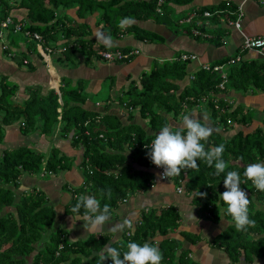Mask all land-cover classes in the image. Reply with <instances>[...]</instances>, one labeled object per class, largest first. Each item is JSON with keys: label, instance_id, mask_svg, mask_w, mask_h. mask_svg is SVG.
<instances>
[{"label": "trees", "instance_id": "1", "mask_svg": "<svg viewBox=\"0 0 264 264\" xmlns=\"http://www.w3.org/2000/svg\"><path fill=\"white\" fill-rule=\"evenodd\" d=\"M191 1L164 0L161 11L157 12L156 0H0L1 55L19 56L15 64L5 59L2 61L4 65H14L16 73L28 72L36 69L30 62L31 52L36 58H42L37 45L41 46L40 50L49 47L52 51L50 54L60 47L63 57L69 59L78 53L86 58L96 56L102 59L97 53L99 50L116 49H94L92 40L85 38L86 32L80 29L85 24L72 23V16L67 12L69 9H75L77 17L99 12L97 23L102 25L105 34L112 37L132 33L138 40L159 42L163 40L160 35L135 24L121 29L120 22L125 18L152 19L174 27L172 5H185ZM15 9L24 11L17 15L11 12ZM235 11L236 6L230 2L201 5L195 9L186 31L192 35L191 27L199 32L221 29L203 26L202 22L206 19L218 22L223 14L227 19H232ZM205 12L209 15L205 16ZM6 18L12 22L2 27L1 22ZM15 23H20V30L15 29ZM26 32L40 34L41 43L29 39ZM215 32L218 33L212 41L218 43L217 39L220 41L223 31ZM61 39L65 41L59 43ZM21 43L24 49L11 50L12 46L18 48ZM120 50L123 53L130 51L129 48ZM130 58L131 55L120 61ZM187 64L188 61L181 60L178 54L175 59L156 62L149 71L143 72L139 86L131 81L126 91L118 96L127 110L124 122L116 114L108 112L111 103L108 96L100 98L104 100L102 111L86 106L89 94L83 92L84 80L70 85L66 78H62L58 92L52 88L46 95H39L38 87L28 86V96L17 101L15 97L19 84L8 78L9 68L7 75H0V264H99V253L109 244L108 235L105 234L97 237L90 234L86 238L69 241L66 230L60 225L55 226L56 213L53 206L48 204L45 192L21 190L22 175L51 177L69 169L73 160L54 144L44 152L37 150L32 143L4 146V126L16 123L22 135L38 133L49 142L58 133L81 151L78 167L83 175V183L77 188L68 185L64 188L71 192V199L65 204L64 211L77 216L83 214V209L72 213V208L81 194L95 196L100 200L101 207L108 204L112 212L123 199L147 191L153 183L154 170L147 155L150 149L145 145L151 144L162 126L169 125L168 115L176 120L181 116L184 105L192 108L202 104L217 126L206 148L225 144L223 158L229 164L226 171L236 170L240 173L241 188L251 201L249 214L255 225L246 231L235 229L231 216L226 212L227 204L220 198V194L226 190L223 185L226 172L216 176L214 167L198 161V172L182 170L181 175L170 179L178 186H184L199 218L216 224L222 219L229 222L213 239L215 247L223 249L232 261H236L240 255H244L246 261L253 257H264V191H258L252 181L243 175L248 164L264 161V126H257L249 132L239 130L230 137L223 135V131L231 125L246 126L253 118L244 106L232 109L225 100V93L228 89L264 92V61L241 60L229 65L228 78L222 89L218 87L222 79L213 70L216 64L210 65L209 69L199 68L190 83L179 91L178 82L184 78ZM204 96L206 99L202 100ZM135 112L147 120L150 133L132 122ZM198 191L206 192L207 196H196ZM9 206L12 210L1 215L3 209ZM179 218L173 206L158 210L142 209L139 223L128 236L124 229L122 238L113 242L112 246L123 254L127 251L128 242L155 244V237L162 236L157 244L163 254L161 264H196L188 258L187 250L175 255L182 243L169 234L178 227ZM40 243L42 245L38 247ZM59 246H62L61 249ZM103 264H112V261L109 258Z\"/></svg>", "mask_w": 264, "mask_h": 264}, {"label": "crops", "instance_id": "2", "mask_svg": "<svg viewBox=\"0 0 264 264\" xmlns=\"http://www.w3.org/2000/svg\"><path fill=\"white\" fill-rule=\"evenodd\" d=\"M220 2H230L236 6L234 18L227 19V16L223 14V16L219 17L218 22L211 19H206L202 22L203 26L221 28L218 29L219 31H223L220 41L217 39L218 43L212 41L218 33L215 31L218 30L209 29L210 31H200L203 35L196 37L193 32L195 28L191 27L193 34L190 35L187 33L186 28L190 25V20L197 7L209 4L215 5ZM172 8L171 19L174 22V27L152 19H135L132 23L140 28L160 35L163 38L162 41H141L136 39L132 33H122L112 37L116 45L113 48L119 50L129 48L130 51L138 50L137 53L131 54V58L127 61H107L96 56L86 58L82 53L75 54L72 56V59L64 58L62 49L59 47L56 50V53L59 54L57 56L53 55L55 53L50 54L49 62H45L41 54L40 46L37 45L36 49L40 51L39 53L42 58H36V55L31 52L30 62L35 65L36 69L34 71H20L16 73L14 71V65L7 63L4 65L2 61L4 55L2 56L0 54V75H7L8 73V78L19 84L15 97L17 101L28 96L26 90L28 86L38 87V94L46 95L52 88L58 92L59 82L62 78H66L70 82V85H75L78 80H84L85 90L89 94L86 106L98 111L103 110L100 103H103L104 100H94L93 94L98 96L99 92L103 89L104 83L108 80L109 91L105 95V97L108 96L111 102L108 112L116 114L124 122L127 119V110L120 104V97L118 96L126 91L131 81H135L139 86L141 74L149 71L156 62L161 63L166 60L175 59L178 54L180 56L181 54L195 56L194 59H186L188 61L186 74L178 82L180 85L179 91H181L185 85L190 83L197 69H209L212 64H223L222 70L227 80V69L229 67L227 61L237 54H240L242 60L245 61H264L262 53L241 47L246 37H264V0H192L185 5H172ZM23 11V9H15L11 12L19 15ZM67 12L72 16L70 18L72 23L85 24L82 26V30L86 32L84 37L92 40L94 49L98 47L105 48L95 38L97 31L104 33L102 25L97 23L99 12L96 11L84 17H77L75 9H69ZM235 20L239 22L237 27L232 23ZM64 41V39H61L59 43H63ZM22 49H24L23 43L18 48L11 47L13 51ZM6 58H9V60H6L7 62L15 64L19 56L14 54L9 57L6 56ZM217 61L222 62L218 63ZM8 68L9 72L6 73ZM222 70L215 72L221 77ZM224 84H226V81ZM204 99H206V96L202 98V100ZM225 100L231 105L232 109L237 106H244L248 109V115L253 116V118L246 126L239 124L231 125L227 130L223 131L224 136L230 137L239 130L249 132L257 126H264V92L258 90L242 92L228 89L225 93ZM116 101L119 104L116 105ZM192 111H195L198 115L207 116L214 131L217 130V126L211 121L209 112L204 107V104L193 106L192 108H187L184 105L181 116L176 120L168 115L169 126H178L181 123L183 115ZM132 122L143 126L147 132H151L147 126V120L142 118L137 112L134 113ZM42 140L47 143V148L49 147L48 143H53L55 146H58L62 152L73 160V165L69 169L61 171L58 178H55L57 175H51L50 172L47 173L51 177H47L46 175L24 174L20 179L21 190L25 192L42 190L45 192L48 198V204L53 206L56 213L55 226L60 225L66 230L69 241L86 238L90 234L96 237L100 236L86 230L87 226L81 220L83 214L72 216L64 211L65 204L71 199V192L64 189L65 186L68 185L72 188H77L83 183V175L80 167H78L81 160V151L71 146L69 140L61 138L58 133H55L50 139L51 142H49L42 135H38V133H33L28 136L22 135L16 123L4 126V146H21L26 143H32L36 147L37 143L39 142L41 144ZM56 181L60 182V186L53 185ZM152 182V185L147 191L144 193H136L127 199H123L119 206L111 212V219L105 224L102 233V235H108L109 243H113L122 238V232L113 233L110 231L115 224L122 223L125 219H131L134 228L139 223L142 209L148 210L149 208H156L158 210L173 206L178 211L180 218L178 227L172 230L169 235L179 239L182 243L181 247L175 253L176 256L182 250H187L188 258L196 264H264V257H253L250 261H246L244 255H240L236 261H232L223 249L215 247L212 243L213 239L228 225V221L222 219L216 224L208 219L199 218L195 206L191 203L190 195L183 189L184 186H180L182 191L178 192L177 187L179 186L172 179L167 178L161 180L157 177V172L154 171ZM11 210V206L5 207L1 215ZM132 229L125 228L126 236L129 235L127 232H130ZM161 238L162 236L155 237V245L159 244ZM41 245L42 243L38 247H41Z\"/></svg>", "mask_w": 264, "mask_h": 264}, {"label": "clouds", "instance_id": "3", "mask_svg": "<svg viewBox=\"0 0 264 264\" xmlns=\"http://www.w3.org/2000/svg\"><path fill=\"white\" fill-rule=\"evenodd\" d=\"M134 21L125 18L120 22V28L131 26ZM95 38L105 48L115 47L111 35L102 31L95 33ZM214 132L208 117L198 115L195 111L183 115L178 126L164 125L155 135L150 145H145L150 151L147 153L151 162L158 168H163L161 178H172L181 175L182 170L199 171L198 161L205 162L209 167H214V175L219 176L226 172L223 185L226 189L220 194V198L227 204L226 212L231 216L237 231H246L255 225L250 218L249 205L251 203L247 192L241 188L240 173L236 170L226 171L228 162L223 158L225 144L206 148L209 138ZM244 177L251 180L258 191H264V161L250 163L245 167ZM196 196L206 197V192H197ZM83 209L82 221L86 224V230L102 235L104 226L111 219V209L108 204L101 207V202L95 196L81 194L72 208V213H78ZM125 228L132 229L131 219H125L122 223L115 224L110 231L123 232ZM127 251L123 254L118 248L112 246V242L105 245L99 253V264L111 259L112 264H161L163 254L155 244L148 242L138 244L128 242Z\"/></svg>", "mask_w": 264, "mask_h": 264}, {"label": "built area", "instance_id": "4", "mask_svg": "<svg viewBox=\"0 0 264 264\" xmlns=\"http://www.w3.org/2000/svg\"><path fill=\"white\" fill-rule=\"evenodd\" d=\"M163 1L164 0H156V11L157 12L161 11V6L163 4ZM204 15L208 16L209 13L205 12ZM11 22H12V20L10 18H6L5 20H3L1 22V26L2 27H7L9 25V23H11ZM232 23L236 27L239 25L238 20H235ZM14 25H15V29L16 30H20V28H21L20 23H15ZM193 32H194V34L203 35L196 29ZM26 34L28 35L29 39H31L33 41L35 40L37 43H41L42 37L40 36V34L35 33V32L34 33L26 32ZM241 47L243 49H247V50H256V51L262 53L263 54V58H264V52H263L264 51V37H246V38H244ZM40 49H41V46H40ZM51 52L52 51H51V49L49 47H44V49L41 50V54H42L45 62H49V56H50ZM137 52H138V50L129 51L128 53H123L119 49H115V50H104V49H101L97 53L104 60H107V61H120V60L128 57L129 55H131L133 53H137ZM180 58L182 60H186V59H189V58L194 59L195 56L194 55H189V54H181ZM241 60H242V56L240 54H237L234 57L230 58L227 61V64L231 65V64L237 63V62H239ZM24 62H26V60H24ZM222 68H223V64L213 66V70L214 71L222 70ZM221 79L222 80L219 83L218 87L222 89L224 87V83L226 81V75L223 74V70H222V74H221ZM263 113H264V111H263ZM153 170L157 172V177L159 179H161V180L167 179V178H161V176H160V173L163 172V168H158L157 166H155L153 164ZM177 191L178 192L182 191L180 186L177 187ZM128 233L129 232H127V234ZM61 247L62 246H59V249H61ZM56 254H58V251L56 252Z\"/></svg>", "mask_w": 264, "mask_h": 264}, {"label": "rangeland", "instance_id": "5", "mask_svg": "<svg viewBox=\"0 0 264 264\" xmlns=\"http://www.w3.org/2000/svg\"><path fill=\"white\" fill-rule=\"evenodd\" d=\"M6 1H9L10 2V0H6ZM12 2H13V0H12ZM80 29H82V28H80ZM1 49V48H0ZM1 50H0V54H1ZM53 54V53H52ZM59 53H56L55 52V54H53V55H55V56H57ZM2 59H5V60H7L6 59V57H2ZM102 61V60H101ZM10 79V78H9ZM11 80V79H10ZM11 81H13V80H11ZM86 88L84 87V91L83 92H85V93H87L86 92V90H85ZM108 91H109V85H108V80H107V82L106 83H104V85H103V89H102V91H100L99 92V94H98V96H95L94 94H93V99L94 100H96V99H99L100 100V98H103V97H105V95H107V93H108ZM116 99V98H115ZM102 103H100V105H101ZM117 104H119L117 101H116V105ZM120 104L122 105V103L120 102ZM41 142V141H40ZM22 143H23V141H22ZM49 144V147L53 144V143H48ZM38 145H39V147H38ZM47 146V143L44 141V140H42V142H41V144L38 142L37 143V145H36V149H38L39 151H41L42 150V152L43 151H45L46 149L48 150L49 149V147L47 148L46 147ZM60 173L61 172H58L57 173V176L55 177V178H58V176H60ZM44 179H46V178H44ZM54 186L55 185H58V186H60V182H54V184H53ZM28 264V263H27Z\"/></svg>", "mask_w": 264, "mask_h": 264}]
</instances>
